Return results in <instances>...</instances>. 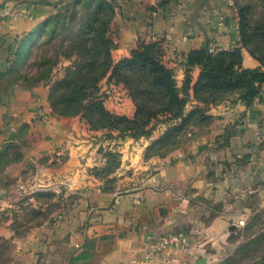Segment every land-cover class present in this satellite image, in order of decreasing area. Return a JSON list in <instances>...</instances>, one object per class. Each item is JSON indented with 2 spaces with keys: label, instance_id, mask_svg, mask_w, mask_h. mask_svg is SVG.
<instances>
[{
  "label": "crops",
  "instance_id": "0c3cea01",
  "mask_svg": "<svg viewBox=\"0 0 264 264\" xmlns=\"http://www.w3.org/2000/svg\"><path fill=\"white\" fill-rule=\"evenodd\" d=\"M110 1L116 5L108 35L113 63L141 42L160 41L178 88L188 53L236 47L232 0ZM53 10L48 0H0V74L18 40L40 34ZM240 53L243 69L259 67L246 50ZM69 65L60 62L52 82ZM198 75L193 69L190 86ZM49 87L0 89V154L7 160L0 167V241L11 245L7 264H140L157 236L176 234L187 237V252L170 249L155 264H217L233 251L232 223L252 195L264 193V85L251 107L230 97L208 109L212 120L203 131L164 157L148 158L145 151L164 124H152L149 138H106L80 117L51 116ZM98 89L109 113L133 117L122 86L104 79ZM195 106L189 91L186 113ZM225 132L231 138H223ZM48 203L65 209L16 236L18 210Z\"/></svg>",
  "mask_w": 264,
  "mask_h": 264
},
{
  "label": "trees",
  "instance_id": "16d2710c",
  "mask_svg": "<svg viewBox=\"0 0 264 264\" xmlns=\"http://www.w3.org/2000/svg\"><path fill=\"white\" fill-rule=\"evenodd\" d=\"M243 1L232 0L238 24L236 47L231 51L210 53L205 48L188 53L181 88L165 62L166 52L160 41L141 42L128 58L113 63L115 46L108 36L116 8L112 1H63V11L48 18L40 34L18 40L16 52L0 74V89L13 84L26 88L49 85L51 116L80 117L90 131L105 132L106 138H112V133L118 138H149L152 124H164V133L144 154L145 158L164 157L177 150L188 136L210 125V107L236 97L249 108L259 96L264 85V0H257L262 9L258 20L253 18V8ZM37 38L39 42L30 50L29 45ZM242 49L259 64L258 68H242ZM62 61L70 65L60 79L52 82V74ZM195 68L199 75L190 86V73ZM104 79L126 91L134 107L131 119L106 111L98 89ZM189 91L196 106L186 113ZM223 138H231V134L225 132ZM114 158L110 156L112 167H116ZM6 161V154L1 153L0 167ZM256 228L253 218L243 229L244 241L217 264H264V231L255 233Z\"/></svg>",
  "mask_w": 264,
  "mask_h": 264
},
{
  "label": "rangeland",
  "instance_id": "374dc122",
  "mask_svg": "<svg viewBox=\"0 0 264 264\" xmlns=\"http://www.w3.org/2000/svg\"><path fill=\"white\" fill-rule=\"evenodd\" d=\"M63 1L66 0H48V2H50L51 5H53L54 7V12L48 18L60 15V13L66 6V3H62ZM242 4L250 5L253 8V18L255 20H258L262 12L259 2L257 0H244ZM55 41L58 42L59 38ZM190 137L191 136H188V138ZM64 209L65 207L53 203H48L47 206L38 210L27 209L28 211H25V209L20 208L18 210L19 217H16V222H14L13 224V230L15 232V235H24L31 229L36 228V226L42 223L43 221L48 220L55 212H60ZM242 210L243 216L240 219L236 220V222L232 223L234 229H232L231 232H229L228 234V241L234 247L233 251L244 241L243 229L246 224L250 222L253 218L257 220V228L255 229V233L264 231V193L260 192L256 195H252V198L247 200ZM240 221H243V226L238 225ZM10 251L11 245L9 243H0V264H7L11 261Z\"/></svg>",
  "mask_w": 264,
  "mask_h": 264
},
{
  "label": "built area",
  "instance_id": "2783aa9c",
  "mask_svg": "<svg viewBox=\"0 0 264 264\" xmlns=\"http://www.w3.org/2000/svg\"><path fill=\"white\" fill-rule=\"evenodd\" d=\"M210 53H215L211 45L208 46ZM100 99L104 101V96L100 95ZM238 225L243 226V221H240ZM189 241L184 234H176L171 236L160 235L157 236L148 250L144 253L140 264H155L156 258L164 255L170 249H178L182 253L187 252Z\"/></svg>",
  "mask_w": 264,
  "mask_h": 264
},
{
  "label": "water",
  "instance_id": "95a60500",
  "mask_svg": "<svg viewBox=\"0 0 264 264\" xmlns=\"http://www.w3.org/2000/svg\"><path fill=\"white\" fill-rule=\"evenodd\" d=\"M1 8H2V6H1ZM0 20H1V17H0Z\"/></svg>",
  "mask_w": 264,
  "mask_h": 264
}]
</instances>
